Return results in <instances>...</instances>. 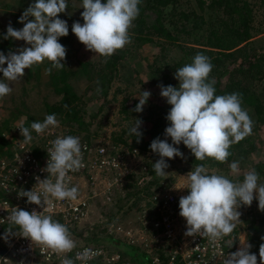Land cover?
Returning a JSON list of instances; mask_svg holds the SVG:
<instances>
[{
	"label": "clouds",
	"instance_id": "9594fccd",
	"mask_svg": "<svg viewBox=\"0 0 264 264\" xmlns=\"http://www.w3.org/2000/svg\"><path fill=\"white\" fill-rule=\"evenodd\" d=\"M141 0H82L83 24L76 21L71 26L72 33L86 49L102 57L108 58L132 42L130 30L138 18ZM68 8L67 0H35L22 13L19 23L21 29H15L11 23L7 26L4 39L24 41L27 47L7 55L0 52V98L10 95L12 87L8 82L22 79L25 69L34 65L51 63L45 69L51 74L53 69L65 67L67 49L59 42L60 37L69 34L66 20L59 18ZM7 65L4 67V65ZM214 65L211 58L198 53L191 63L177 69L175 78L178 87L160 85V95L165 98L171 108L166 116L169 126L165 128V136L171 138L161 140L159 137L150 143L153 153L159 159L153 164L157 176H166L169 164L166 159L183 158L177 147L183 143L195 156L196 161L215 160L226 163L232 155L230 148L252 134L253 120L247 110L242 107L240 93L217 95L215 79L210 78ZM8 81V82H5ZM97 91H100L98 88ZM139 103L132 111H143L150 91H141ZM26 119V118H24ZM134 124L128 134L142 138V120L134 118ZM60 122L55 114L46 115L42 122L34 121L30 127L21 124L18 128L23 137L22 143L27 145L33 140L32 131L41 134L49 128H58ZM47 149L49 159L43 171L47 178L36 176V185L32 190H22L20 197L43 209L42 212H31L12 207L7 220L10 223L3 239L17 235L12 226L18 227L20 236L29 238L33 243L42 245L53 252L63 254L60 264H74L68 258L77 246L69 227L45 215V209H51L54 201L72 200L79 196L77 186L71 185L70 172L84 167L81 140L78 136H57L49 142ZM86 148V145L83 146ZM240 162L233 161L229 167L233 174H239ZM188 195L179 199V215L186 220V236L207 237L214 246L225 236H230L241 223V206H251L254 199L258 201L259 210L264 211V183H260L259 173L253 168L244 173L243 180H232L216 170H210L205 163L197 164L186 175ZM235 252L227 254L222 264H258L257 255L250 251L252 245L241 243ZM233 245L229 242V248ZM88 250L77 254L87 257ZM260 264H264V243L259 247Z\"/></svg>",
	"mask_w": 264,
	"mask_h": 264
},
{
	"label": "trees",
	"instance_id": "16d2710c",
	"mask_svg": "<svg viewBox=\"0 0 264 264\" xmlns=\"http://www.w3.org/2000/svg\"><path fill=\"white\" fill-rule=\"evenodd\" d=\"M171 1L141 0L139 16L134 21V27L130 30L132 42L108 58L87 50L82 43H79L78 47H73L75 35L71 31V26L77 17L63 13L61 19L69 22V34L66 37H60L59 42L66 47L67 52L74 49L75 53L78 54L77 62L82 73L88 74L89 71L93 73L91 79L93 83L84 87L85 97L77 96L65 76L63 85L54 87L55 94L60 97L59 101L45 104V115L43 116H28L27 114L30 115V113L23 112L25 114L17 117L21 111L16 112L22 107L17 106L15 101L11 100L12 97L9 101L0 98V153L6 154L8 150L6 149L4 133H8L16 124L30 127L32 122H42L45 116L50 114H55L61 122L75 123L79 130V133H75L82 135L87 140H92L95 132L86 131L85 134L82 132L84 126L88 130L93 123H97V119L102 115L103 109L109 101L107 100L108 96H113L116 91L123 93L124 98L120 100L122 105L120 117L114 124L116 129L111 132L110 138L115 145L121 147L122 154L132 149H138L145 153L149 160L147 163L148 174L145 178L139 179V182L136 180V182L125 183L122 187L113 190L110 201H106L105 198L102 199L103 205L99 206L102 210L99 214L100 220L94 225L97 228L91 230L88 227L85 236L82 233L84 223L78 229L67 226L75 237L82 235L83 239L93 241V245L101 246L109 252H119L122 260L126 259L135 264H148L146 253L141 252L142 248L137 243H131L125 237L121 238L117 234L109 233L108 227H112L111 224L128 227V223L124 224L123 219L128 218L129 221L133 211L148 208L151 205L150 198L163 187L161 181L165 177L157 176L153 170V164L160 157L150 149V143L157 137L161 140L167 139L169 143L172 142L170 137L165 136V128L169 126L166 116L171 105L167 103L165 98L161 97L159 86L178 87L179 81L175 78L177 69L191 63L196 54L202 53L210 57L214 65L210 78L215 79L216 94L240 93L242 107L247 110L254 122L253 129L256 128L257 124L259 126V124L264 123V103L256 90L257 83L264 78V45H256L254 41V37L264 32V0H210L206 8L204 5L201 7V13L177 9L174 14H171L175 17L169 18L167 21L162 16V11ZM72 2L73 0H67L68 8ZM102 2H106V0H102ZM14 19L10 23L16 29L18 21H14ZM6 30L7 27L0 32V52L5 55L10 51L17 52L19 48L23 47L14 39H4ZM164 41L169 42L170 58L175 61L154 58L157 51H163L161 48L165 45ZM27 46L24 45V47ZM138 50L141 53L148 52L150 61L147 64L139 65L137 62H133V55ZM172 51L181 52V56L175 59L176 54ZM153 59H157L159 64H152ZM6 66L5 64L4 67ZM150 67L153 71L151 78L156 89L150 92L151 96L143 111L137 113L132 110L139 103L138 98L142 96L141 91H145L147 81L139 79L142 88L137 89L134 80L141 73H149ZM39 68L40 65H34L31 69H27V74L30 75L32 72L38 75ZM0 79H3L2 73H0ZM117 80L122 84L126 83L125 85L131 86L132 90L126 91L125 86L115 84ZM98 88L100 91H97ZM76 101H78L77 105L69 106ZM79 102H81V109H78ZM123 112L126 113L125 124L122 118ZM128 112L130 113L129 117ZM84 117L89 118V122H86ZM134 118L143 122L140 129L143 135L139 142H137V137L128 134L129 128L135 122ZM177 147L183 153V158L175 157L168 160L167 163L178 171L192 170L197 164L205 163L210 170H216L232 180H243L244 173L253 168L259 175H264V158L254 161V165H249L240 175L231 176L228 174L231 162H244L248 154L255 151L257 142L252 136L232 145L230 148L232 155L226 163H219L212 159L203 162L196 161L190 149L183 143ZM185 159L189 161L190 167L188 165L180 167L176 164ZM243 164L240 163V165ZM260 182H264V177ZM139 200L144 201L141 207L138 203ZM255 202L258 203L256 199ZM257 210L252 211V213L241 214V219L247 215L251 217L252 223L249 226L248 239L252 245L250 249L252 253L259 252L260 245L264 243V227H260L257 223L260 216L264 217V214H261V210L256 213ZM240 229L237 225L233 233L227 236L228 243H233L231 247L233 249ZM97 232L101 234L100 240L109 238L110 241L106 245L99 244L97 239H93L97 237V234H94L93 238L90 236V234Z\"/></svg>",
	"mask_w": 264,
	"mask_h": 264
},
{
	"label": "built area",
	"instance_id": "2783aa9c",
	"mask_svg": "<svg viewBox=\"0 0 264 264\" xmlns=\"http://www.w3.org/2000/svg\"><path fill=\"white\" fill-rule=\"evenodd\" d=\"M20 125H13L8 133L3 134L8 152L0 153V264H60L63 254L55 253L33 243L29 238L20 236V230L16 226L12 227L17 235L10 236L7 241L3 239L10 226L7 217L12 207L29 212L43 211L39 206L28 203L27 198L20 197L19 194L22 190L33 189L37 183L36 176L47 178L48 173L43 169L49 159V142L63 135L78 136L81 140L84 167L69 173L71 185L79 189L78 198L75 201H54L50 210H44L45 215H52L53 219L73 229H78L88 217L91 201L104 198L110 201L112 191L124 185L123 180L131 175V171L127 170L129 165L125 154L120 151L121 147L103 138L87 140L60 125L41 134L33 130L32 142L25 145L18 128ZM85 145L86 148L83 147ZM142 169L138 179H143L148 174L146 166H142ZM167 182L161 181L162 189L150 198L151 205L143 211L138 229L116 224L108 227V232L125 237L131 243H137L142 248L141 252L146 253L148 264H222L227 254L238 250L241 243L250 244L246 236L240 241L238 234L234 249L229 248L227 236L216 246L207 237L186 236V220L179 215V199L189 193L186 189L188 180ZM256 210L257 204L254 200L251 206H241L239 209L241 214ZM72 236L77 246L66 255L74 260V264H135L126 259L122 260L119 252H109L101 246L79 244L75 236ZM85 250H88L89 255L78 258L77 254ZM254 254L260 264L259 252Z\"/></svg>",
	"mask_w": 264,
	"mask_h": 264
},
{
	"label": "rangeland",
	"instance_id": "374dc122",
	"mask_svg": "<svg viewBox=\"0 0 264 264\" xmlns=\"http://www.w3.org/2000/svg\"><path fill=\"white\" fill-rule=\"evenodd\" d=\"M35 0H0V32L2 29L6 28L10 22L14 19L19 21L20 16L22 15L23 11L32 3H34ZM210 2V0H172L169 5L164 7V10L162 11V16L169 21V18H174L175 16L171 15L172 13L174 14L177 9H182L183 11H195L197 13H201L200 9L204 5V7H207V4ZM202 3V5H201ZM69 7L64 13L66 15H74L77 17L78 22L83 24V18L81 16V13L83 11L82 8V1L81 0H73L71 4H69ZM60 18H63V13L59 14ZM76 21H73L72 24ZM69 22H67L68 24ZM23 27V24L19 23L16 26V29H21ZM16 43H20L25 46L24 41H19L15 40ZM254 41L256 42V45H264V32L260 35H257L254 37ZM165 42V41H164ZM79 41L77 37L75 36V39H73V47H78L79 46ZM169 42H165L164 47L161 49L163 51H157V53L154 55V58L158 59H164V60H170V61H175L174 59L170 58L171 51H169L168 48ZM174 52V51H172ZM176 54L175 59H178L181 56V52H174ZM129 57V56H128ZM167 57V58H166ZM78 54L75 53L74 49L68 51L66 53V59L63 61L65 64V67L61 70H56L53 69L51 74L46 73L45 69L48 67H51V63L47 60L44 61V63L39 64V73L38 75L36 73H30V75L27 74L28 70L25 69V75L22 79L14 82H8L10 83V86L12 87V92L10 95H7L3 97L4 100L9 101L10 98L11 100L15 101L16 105L19 107H22V109H19L16 113L20 112L17 117L25 114L23 112L30 113L27 114L28 116H43L45 115V104L52 103L54 101H59L60 97L55 94L54 87H59L62 86L63 83L65 82V76L67 77V81L70 83V85L73 87V90L76 92L77 96L85 97V91L84 87L86 85L92 84V78H93V73L89 71L88 74L82 73L79 70V65L77 62ZM133 62H137L139 65H145L147 64L149 60V54L148 52H140L138 50L134 55H133ZM153 63H158L157 59H153ZM159 64V63H158ZM136 65V64H132ZM152 66V65H151ZM90 69V68H89ZM146 72V71H145ZM153 73L151 67L149 73H141L139 77L135 78L134 82L136 83V88L141 89V85L139 83V79H142L143 81H147V85L145 86V90L153 92L156 89V85L153 83V79L151 78V74ZM144 74V75H143ZM117 85H121L122 87L125 86L126 91H131L132 87L125 85L126 83L122 84L119 80L115 82ZM256 90L259 93V95L262 97L263 103H264V78L257 83ZM124 98L123 93H116L113 96H108L107 100H109L104 109L102 115L97 119V123H93L89 128L86 129L84 126V130L82 132H95V136L92 139L96 138H103L107 141L112 142L110 138V134L113 130H115L114 124L119 120V113L121 109V104L120 100ZM77 102H74L73 104H69V106H75L77 105ZM78 109H81V102L78 103ZM129 109V108H128ZM130 111V109H129ZM15 113V114H16ZM62 116V115H61ZM130 116V113L128 112V117ZM122 118L124 119V124L126 123V113H122ZM86 122H89V118L84 117ZM64 121V120H62ZM72 121V120H71ZM60 122V125L66 127L67 129L78 132L79 130L76 127V124L71 122L67 123L66 121ZM86 134V133H85ZM254 138V140L257 142V147L254 152L251 154H248L246 161L240 162L244 163L243 165H240V172L238 175L242 174V171H244L249 165H254V161L256 160H261L264 158V123L262 124H257L256 128L252 130V134L250 135ZM125 154V159L127 164L129 165L127 167L128 171H131V175H129V178H125L123 180V183H131V182H139V175L140 171H142V166L147 167V163L149 160L147 159L145 153L141 151H133V150H128L124 152ZM166 161L168 159L166 158ZM175 163V162H174ZM181 163V164H180ZM169 164V163H168ZM180 167L184 166H189V161L187 159L185 160H180L178 163H176ZM171 165V164H169ZM190 167V166H189ZM148 169V167H147ZM213 170V169H211ZM168 174L165 177L164 180H167L169 183L171 182H176L177 180H185L187 179L186 175L188 172H190V169H186L184 171H178L176 168H173L169 166L165 170ZM225 172V171H224ZM228 174L231 176H237V174H233L231 170H228ZM260 180L264 177V175H259ZM242 181V180H240ZM167 182V183H168ZM264 183V182H260ZM116 189V188H115ZM255 201V199H254ZM103 200L102 199H94L91 201V207L89 209V214L88 217L85 219L83 222V228H82V233L84 234L83 236L86 235V230L88 229H93L97 228L95 227V223L100 220V212L102 210L100 209V205H103ZM140 207L143 206L144 201L139 200L138 201ZM257 212L259 213V207L257 203ZM148 208L145 207L141 211H133L131 213V216L128 218L123 219V223L127 224L128 227H131L133 230L138 229L141 224V214L143 211H146ZM261 214H264V211L261 212ZM255 215V214H254ZM250 216H245L244 218H240L241 220V225L238 227L241 228L239 231L238 235H240V241H242L245 236L248 238V233H249V226L251 222V217ZM127 220V221H124ZM117 222V221H116ZM82 223V224H83ZM258 225L261 227H264V217L259 218L258 220ZM112 227H114V224H111ZM90 230V231H91ZM81 234V232H79ZM97 234L96 238H93V235ZM100 233H93L90 234V236L93 239H97L99 241V244L106 245L108 241H110L109 238L101 239L100 240ZM76 240L79 242V244H87L89 246L93 245V241L90 239H83L82 235L76 236Z\"/></svg>",
	"mask_w": 264,
	"mask_h": 264
}]
</instances>
